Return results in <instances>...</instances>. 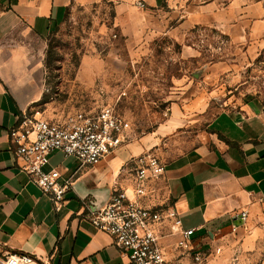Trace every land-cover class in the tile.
Segmentation results:
<instances>
[{
  "label": "rangeland",
  "instance_id": "rangeland-1",
  "mask_svg": "<svg viewBox=\"0 0 264 264\" xmlns=\"http://www.w3.org/2000/svg\"><path fill=\"white\" fill-rule=\"evenodd\" d=\"M36 45L45 98L27 113L55 120L110 104L130 121L137 156L167 163L207 139L220 110L264 105V0L74 3ZM232 243L227 264H264V219ZM168 254L181 264L174 245Z\"/></svg>",
  "mask_w": 264,
  "mask_h": 264
},
{
  "label": "crops",
  "instance_id": "crops-1",
  "mask_svg": "<svg viewBox=\"0 0 264 264\" xmlns=\"http://www.w3.org/2000/svg\"><path fill=\"white\" fill-rule=\"evenodd\" d=\"M92 1L0 0V251L28 254L33 258L28 264H130L89 215L108 203L115 188L131 185L130 160L142 145L123 144L83 167L73 156L51 153L47 167L58 168L72 182L55 210L49 196L19 168L9 138L18 117L44 95L37 41L69 6ZM173 1L146 0L144 10ZM208 127L207 139L166 163L158 195L177 209L185 228L195 229L192 247L209 252L211 264H227L243 225L264 219V105L249 100L222 109ZM242 211H247L245 222ZM169 240L170 247L175 238Z\"/></svg>",
  "mask_w": 264,
  "mask_h": 264
},
{
  "label": "built area",
  "instance_id": "built-area-1",
  "mask_svg": "<svg viewBox=\"0 0 264 264\" xmlns=\"http://www.w3.org/2000/svg\"><path fill=\"white\" fill-rule=\"evenodd\" d=\"M146 9V0H129ZM131 132L130 121L106 104L95 113L77 112L65 118L48 119L29 115L18 117L9 129V138L20 169L47 194L54 209L59 210L72 184L58 168H48L49 156L60 151L75 157L80 166L94 165L107 154L126 144ZM133 181L128 187L115 188L108 203L91 212L89 220L98 230L108 233L114 245L130 264H172L168 243L175 238L176 255L188 264H211L210 253L192 247L194 228H185L177 209L159 197L165 180L166 163L148 154L130 160ZM243 222L247 211L240 213ZM237 229L233 226V231ZM28 254L0 251V264H28Z\"/></svg>",
  "mask_w": 264,
  "mask_h": 264
},
{
  "label": "trees",
  "instance_id": "trees-1",
  "mask_svg": "<svg viewBox=\"0 0 264 264\" xmlns=\"http://www.w3.org/2000/svg\"><path fill=\"white\" fill-rule=\"evenodd\" d=\"M45 98V95H43V98L42 99H44Z\"/></svg>",
  "mask_w": 264,
  "mask_h": 264
}]
</instances>
